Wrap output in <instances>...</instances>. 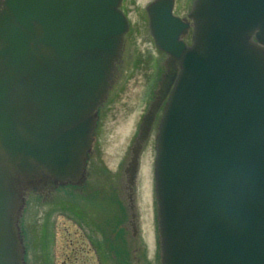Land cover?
<instances>
[{
	"label": "water",
	"instance_id": "1",
	"mask_svg": "<svg viewBox=\"0 0 264 264\" xmlns=\"http://www.w3.org/2000/svg\"><path fill=\"white\" fill-rule=\"evenodd\" d=\"M121 3L0 0V264H26L25 193L84 177L129 30ZM160 7L150 24L168 69L131 168L170 93L156 138L161 264H264V0H195L191 46Z\"/></svg>",
	"mask_w": 264,
	"mask_h": 264
},
{
	"label": "rangeland",
	"instance_id": "2",
	"mask_svg": "<svg viewBox=\"0 0 264 264\" xmlns=\"http://www.w3.org/2000/svg\"><path fill=\"white\" fill-rule=\"evenodd\" d=\"M131 21L135 33L130 34L131 32H129L126 36L125 58L128 52H131L134 58V66L130 67L129 70L122 69L116 75L115 83L110 90L109 100L99 110L94 132L93 154L88 157L89 170L96 174L100 173L103 176L101 179L105 177L104 179L106 181L111 180L109 176H113L114 174L116 178L120 176L118 172L119 167H124L123 161L125 160L127 163L129 158L132 157L134 147L130 148L129 146L137 132L143 114L153 100L161 70V65L159 66L160 69L158 68L159 70L155 71L148 64V58L154 59L161 56L155 51L151 38H147L146 36L147 32L145 30L144 20L137 18V14H134ZM150 81L152 82L149 84ZM130 119H132L131 131L123 139V136L121 137L118 133V129ZM157 121L154 123L156 124ZM155 130H151L153 141H148L144 146L140 162L142 164L144 158L151 160L150 208L152 211L151 229L153 233V247L151 249L144 236L143 208L140 206L141 184L143 179L140 178L138 181L136 180L137 187L135 186L136 189L132 194L133 204L137 200L135 206L136 212L139 213L137 221L140 224V230L137 233V237L133 236V232L130 230V223L133 219H130L131 214L128 208L124 207L121 198H117V201L114 202L115 204L117 203V207L120 208L122 215L124 214V219L120 216V220L124 223L123 229L125 235L134 241L130 257L129 255L123 256L122 252L116 251V255L123 257V259L119 257V264H161L155 179L153 175L156 154L155 139L153 138L154 134L157 133V129ZM126 163L124 164L127 166ZM122 167L119 169L122 171L119 177L121 183L127 180ZM103 185L104 183L102 181L99 186L101 187ZM69 189L73 191L67 192L69 195H72L74 191L78 195L77 190L82 189V185L66 186L61 190L63 197H65L66 191ZM113 190V193L118 194V190L115 187ZM123 192L125 193V191ZM53 194L54 192H47L42 200H40L41 198L39 196L34 197L32 200L34 207L31 206L27 215L25 213L23 227L24 241L26 239V246L29 249L27 253L28 264H101L94 247L90 245L86 237L88 233L91 237H95L94 239H96L97 244L99 243L100 238L98 237V233H100L99 224H101V220L98 221L95 218L86 219L88 223L81 220V223L87 227L83 229L70 217L71 215L74 218L76 217L70 209L78 208L80 201L76 197L77 195H75V198L73 197L74 201H71L72 205L69 209L66 207L67 205L63 204V201L62 203L60 202L62 197L53 199ZM37 206L39 207L37 208ZM62 212H66L67 216ZM97 244H95L96 247ZM103 255L106 257L104 252ZM105 264L109 263L107 262Z\"/></svg>",
	"mask_w": 264,
	"mask_h": 264
},
{
	"label": "flooded vegetation",
	"instance_id": "3",
	"mask_svg": "<svg viewBox=\"0 0 264 264\" xmlns=\"http://www.w3.org/2000/svg\"><path fill=\"white\" fill-rule=\"evenodd\" d=\"M159 3L163 9V11H160L161 16H168L167 12L164 9H166L168 6H171L172 16L174 18H178L182 20L185 23H188L189 25L188 35L185 37V40L188 44H191L192 34H193V21L191 19V14H192L193 6H194V0H123L121 8L129 20H131L134 14H137V18L144 20L145 30L147 32L146 36L147 38H151L152 42L154 43V39L152 37L151 28H150L149 9L153 7V5L159 4ZM133 28L134 27L131 22V26H130L131 33L130 34L135 33V30H133ZM126 45L127 44L125 40L122 57L120 59V62L118 63L116 75L119 74L120 71H122V69L129 70L130 67L134 66V58L131 52H128L125 58ZM158 54L161 57H156L154 59L148 58L147 61H148L149 66L153 68L152 70H155V71H158L160 69L159 66L161 65L160 66L161 70L159 72V77H158L159 78L158 81H159L162 75L164 74V72L166 71V60L168 59V55L160 50H158ZM152 81H150L149 84ZM157 98L158 96H156L155 102ZM167 98H168V95L163 100L161 104V108L158 111V114H157L158 121H157V115H156V119L154 122L157 121V123L156 124L153 123L152 131L157 129L158 127V123L162 116L163 109L167 101ZM151 132L149 136L147 137V139L140 145V150L137 153V163L135 165V171L129 168L128 166H126L125 164H123L124 166L122 167L123 173L124 175H126V179H127L125 182L121 183V179L119 177L121 176L122 171L120 170H118L120 173V176L116 178L114 174L113 176H109V179L111 180L106 181L104 179L105 177L101 179L103 176L100 173L96 174L94 172H91L88 166V171L86 172V176L84 180L81 182L82 189L77 190L79 193L78 195L77 193H75L76 191H74L72 195H69L68 193L71 191L69 189L68 191H66L65 197H63L62 196L63 194H61V190L65 187H58V192L53 195V199L62 197V198H65V200L70 203L71 201H74L75 195H77L76 197L80 201V204L78 203L79 204L78 208H76L78 212V216L84 217L85 220L91 219V218H95L98 221L101 220V224L99 225H100V228L104 232L105 238H110L113 232L116 231L118 233V237L112 240L111 245L116 246L117 248H120V249H124V251H129V249L132 248L134 241H131L128 237H126V235H122L121 230H124L123 229L124 223L121 222L120 216L123 217L124 219V214L122 215L120 208L117 207V203L115 204L114 202L117 201V198L118 199L121 198V202L124 205V207L128 208L130 213H132V209L134 208V204L132 201V194L136 189L135 186H136L137 173L139 172V162L142 157L144 146L147 144L148 141L150 142L153 141L151 137ZM155 138H156V133L154 134L153 139ZM92 154H93V150L90 153V155ZM88 165H89V161H88ZM102 181L104 185L100 187L99 184L102 183ZM114 187L116 188V190H118L119 195L113 193ZM123 191H125V193ZM119 232H121V234ZM135 235L136 234L133 229V236Z\"/></svg>",
	"mask_w": 264,
	"mask_h": 264
},
{
	"label": "bare ground",
	"instance_id": "4",
	"mask_svg": "<svg viewBox=\"0 0 264 264\" xmlns=\"http://www.w3.org/2000/svg\"><path fill=\"white\" fill-rule=\"evenodd\" d=\"M131 124L132 119H130L128 122L123 123L122 126L118 129V133L120 136L125 139V137L128 136L129 132L131 131ZM150 161L148 158H144L143 162L140 167V172L138 174V179L142 178V184H141V195H140V206L143 208V228H144V236L147 240V243L150 245L152 249L153 244V233L151 229V217H152V211H151V185H150V173H151V167H150ZM132 219L134 218V213L131 214Z\"/></svg>",
	"mask_w": 264,
	"mask_h": 264
}]
</instances>
